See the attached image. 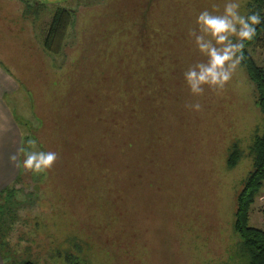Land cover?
<instances>
[{
    "label": "rangeland",
    "instance_id": "374dc122",
    "mask_svg": "<svg viewBox=\"0 0 264 264\" xmlns=\"http://www.w3.org/2000/svg\"><path fill=\"white\" fill-rule=\"evenodd\" d=\"M225 3L31 2L21 14L22 3L0 0V69L14 83L2 98L17 126L18 199L30 202L0 243L1 263H237L236 196L262 119L254 85L239 66L222 91L193 97L183 76L205 59L189 29ZM59 8L71 22L53 54L43 41ZM249 53L264 69V49ZM197 100L202 111L185 107ZM21 149L59 159L33 174Z\"/></svg>",
    "mask_w": 264,
    "mask_h": 264
},
{
    "label": "trees",
    "instance_id": "16d2710c",
    "mask_svg": "<svg viewBox=\"0 0 264 264\" xmlns=\"http://www.w3.org/2000/svg\"><path fill=\"white\" fill-rule=\"evenodd\" d=\"M245 15L259 12L261 23L256 25V34L250 41L244 42L243 57L241 64L249 80L254 85L256 104L262 115L261 129L254 136L250 146L252 155V169L243 181L241 190L236 196L233 231L239 239L236 253V264H264V231L249 225V212L255 198L259 194L264 183V69L258 66L251 57L249 49L261 47L264 49V0H249L245 7ZM71 22V12L59 8L55 11L48 26L43 48L50 53L57 54L60 51L66 30ZM240 152L237 145L232 146L227 164L229 167L236 165ZM21 175V174H20ZM21 176L11 185L0 190V243L6 245V234L10 232L19 221V211L29 202L18 199L21 189L17 185ZM18 220V221H17ZM16 264V263H12ZM18 264H35L24 259Z\"/></svg>",
    "mask_w": 264,
    "mask_h": 264
},
{
    "label": "clouds",
    "instance_id": "9594fccd",
    "mask_svg": "<svg viewBox=\"0 0 264 264\" xmlns=\"http://www.w3.org/2000/svg\"><path fill=\"white\" fill-rule=\"evenodd\" d=\"M239 0H226L221 14L218 5H212V11L200 12L196 18V27L190 28L189 37L194 41L196 49L205 58L190 65L183 73L185 83L193 97L203 96L205 88L213 92L222 91L232 79L241 64L244 42L250 41L256 34V25L261 17L259 12L241 15ZM235 38V39H233ZM185 107L191 111H202V104L188 102ZM35 146L36 141L28 142ZM23 153V168L33 174H41L51 170L59 159L54 151L20 150ZM15 164L17 154L10 156ZM24 210L18 215L24 216Z\"/></svg>",
    "mask_w": 264,
    "mask_h": 264
},
{
    "label": "crops",
    "instance_id": "0c3cea01",
    "mask_svg": "<svg viewBox=\"0 0 264 264\" xmlns=\"http://www.w3.org/2000/svg\"><path fill=\"white\" fill-rule=\"evenodd\" d=\"M22 3L23 6L19 7L21 14L23 10L29 7L31 2L46 3L50 6L51 10L57 6H63V3L71 2L74 0H15ZM66 6V5H64ZM46 12L49 13L48 10ZM52 12V11H50ZM51 16V15H50ZM14 83L5 75L0 69V190L10 185V181L16 178L19 173L18 159L15 164L10 161V156L16 153V146L19 142L17 139L16 144V124L11 119L9 111L3 102V95L13 88ZM253 216V221L256 228L264 231V183L263 186L254 200L249 212V220ZM0 264H3L0 262Z\"/></svg>",
    "mask_w": 264,
    "mask_h": 264
}]
</instances>
